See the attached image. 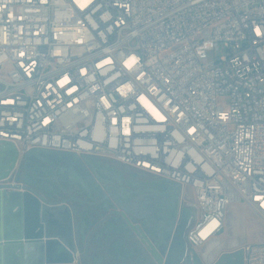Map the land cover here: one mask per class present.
<instances>
[{"label": "built area", "instance_id": "1", "mask_svg": "<svg viewBox=\"0 0 264 264\" xmlns=\"http://www.w3.org/2000/svg\"><path fill=\"white\" fill-rule=\"evenodd\" d=\"M3 141L191 187L195 249L236 203L264 217V0H0Z\"/></svg>", "mask_w": 264, "mask_h": 264}, {"label": "flooded vegetation", "instance_id": "2", "mask_svg": "<svg viewBox=\"0 0 264 264\" xmlns=\"http://www.w3.org/2000/svg\"><path fill=\"white\" fill-rule=\"evenodd\" d=\"M13 178L48 199H70L74 264H165L163 249L181 236L190 246L187 235L198 210L178 182L109 156L39 148L22 160Z\"/></svg>", "mask_w": 264, "mask_h": 264}, {"label": "water", "instance_id": "3", "mask_svg": "<svg viewBox=\"0 0 264 264\" xmlns=\"http://www.w3.org/2000/svg\"><path fill=\"white\" fill-rule=\"evenodd\" d=\"M31 151L21 154L13 142H0V264H74L77 249L70 199H48L13 178ZM163 254L165 264H206L195 248L184 244L182 236ZM215 264H245V251L224 252Z\"/></svg>", "mask_w": 264, "mask_h": 264}, {"label": "rangeland", "instance_id": "4", "mask_svg": "<svg viewBox=\"0 0 264 264\" xmlns=\"http://www.w3.org/2000/svg\"><path fill=\"white\" fill-rule=\"evenodd\" d=\"M221 55H223L222 51L217 53L218 57ZM209 56L214 59L215 53L210 52ZM219 103L228 105V98H219ZM184 190V195L191 199L192 188L185 187ZM255 243H264V217L251 205L236 203L228 211L226 228L222 235L208 244L209 254L212 255L209 257V264H213L224 252L242 249L246 245ZM216 250H220L219 253Z\"/></svg>", "mask_w": 264, "mask_h": 264}, {"label": "crops", "instance_id": "5", "mask_svg": "<svg viewBox=\"0 0 264 264\" xmlns=\"http://www.w3.org/2000/svg\"><path fill=\"white\" fill-rule=\"evenodd\" d=\"M144 173H145V172H144ZM145 174L154 177L153 175H150V174H148V173H145ZM183 189H185V187H184ZM196 250L201 254V256H202L204 262H205L206 264H209V257L212 256V255L209 254V245H208L207 247H199V248H197ZM219 251H220V250H216L217 253H219Z\"/></svg>", "mask_w": 264, "mask_h": 264}, {"label": "clouds", "instance_id": "6", "mask_svg": "<svg viewBox=\"0 0 264 264\" xmlns=\"http://www.w3.org/2000/svg\"><path fill=\"white\" fill-rule=\"evenodd\" d=\"M131 64H132V61H129V65L128 66L130 67ZM60 83L61 84L67 83V77H65ZM121 91H124V89H122Z\"/></svg>", "mask_w": 264, "mask_h": 264}]
</instances>
